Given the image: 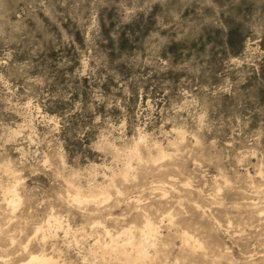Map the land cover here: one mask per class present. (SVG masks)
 <instances>
[{
    "label": "clouds",
    "instance_id": "clouds-1",
    "mask_svg": "<svg viewBox=\"0 0 264 264\" xmlns=\"http://www.w3.org/2000/svg\"><path fill=\"white\" fill-rule=\"evenodd\" d=\"M31 5L0 30V264H264V0Z\"/></svg>",
    "mask_w": 264,
    "mask_h": 264
},
{
    "label": "rangeland",
    "instance_id": "rangeland-1",
    "mask_svg": "<svg viewBox=\"0 0 264 264\" xmlns=\"http://www.w3.org/2000/svg\"><path fill=\"white\" fill-rule=\"evenodd\" d=\"M34 5H31V0H0V30H3L5 35H17L20 29H26L30 27L31 23L35 22L36 16L34 14ZM77 25V32L72 33V40H76V34L79 32L80 26H83L84 48L80 47L79 41L73 44V48L79 55L77 64L79 66V75H72L71 73L65 72V80L61 81V92L67 97L63 100L61 107L69 106L71 109H78L84 100V86L90 85L92 80L90 79L89 65L88 61V41L86 37L91 34L90 29L92 27V20L89 17L81 16L74 21ZM151 38H149V43H152ZM70 41L65 40L60 46H57L56 42L50 41V47L52 52H61L63 48H66ZM11 47V46H10ZM2 54H11L9 48H4ZM61 60L64 59L63 55L60 57ZM63 66V65H62ZM68 68L72 69V73H77V68L72 67L71 64L67 65ZM99 90L101 92L105 91V85L101 82L99 85ZM110 91L115 92L116 87L110 88ZM151 99L150 96L141 94L137 97L138 102H145ZM92 103V101H89ZM114 103V101H113Z\"/></svg>",
    "mask_w": 264,
    "mask_h": 264
}]
</instances>
